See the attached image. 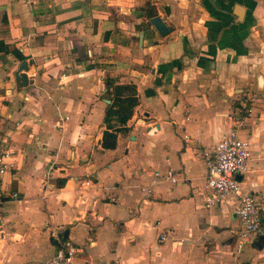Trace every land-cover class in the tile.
Masks as SVG:
<instances>
[{"label": "crops", "instance_id": "obj_1", "mask_svg": "<svg viewBox=\"0 0 264 264\" xmlns=\"http://www.w3.org/2000/svg\"><path fill=\"white\" fill-rule=\"evenodd\" d=\"M0 40L33 63L17 89L21 59L0 51V264H41L59 226L74 264H264V210L237 250L236 197L204 205L202 156L231 130L248 139L242 192L264 206V0H0ZM108 77L138 99L113 148ZM166 169L177 181L144 193Z\"/></svg>", "mask_w": 264, "mask_h": 264}, {"label": "built area", "instance_id": "obj_2", "mask_svg": "<svg viewBox=\"0 0 264 264\" xmlns=\"http://www.w3.org/2000/svg\"><path fill=\"white\" fill-rule=\"evenodd\" d=\"M26 1L28 4H33L43 0ZM67 80V75L63 74L58 82L63 84ZM137 119L138 117H135L136 121ZM249 146L250 141L248 139L239 137L235 130H231L221 135L202 152L206 167L204 205L208 207L228 195L236 197L234 213L238 220L235 241L237 250L249 243L263 228L262 212L264 206L253 194L242 192L241 180L237 178L238 174L246 173L249 169ZM9 157V150L0 153V175L8 169ZM152 176L151 182L141 187L144 193L151 192L152 188L149 185L156 183L160 176L169 179L172 183L177 181L172 169H166L164 172L154 170ZM12 195L16 196L17 194L13 192ZM1 201L2 198L0 197ZM63 230L64 228L61 226L53 227L52 231L57 240L55 251L41 264H74V258L80 247L71 239L63 237ZM160 237L164 239L165 234H161Z\"/></svg>", "mask_w": 264, "mask_h": 264}, {"label": "trees", "instance_id": "obj_3", "mask_svg": "<svg viewBox=\"0 0 264 264\" xmlns=\"http://www.w3.org/2000/svg\"><path fill=\"white\" fill-rule=\"evenodd\" d=\"M154 12L146 10L147 17H150ZM149 22L141 23L138 26H144ZM0 51L11 52L15 57L22 59L23 54L14 45L3 40H0ZM106 93L110 102L107 104L103 121L105 128L101 136V145L104 148H113L116 145V137L119 131L128 129L126 126L127 120L133 113L134 106L137 104V89L136 84L133 82L120 83L115 78H106Z\"/></svg>", "mask_w": 264, "mask_h": 264}, {"label": "water", "instance_id": "obj_4", "mask_svg": "<svg viewBox=\"0 0 264 264\" xmlns=\"http://www.w3.org/2000/svg\"><path fill=\"white\" fill-rule=\"evenodd\" d=\"M149 21L154 27L158 30V32L162 35H165L171 31V27L165 23V21L160 17V15L155 14L153 16L149 17ZM140 39H142V32L139 35ZM33 63L30 56L23 57L20 61L16 69L14 70V80H15V86L17 89H20L24 86H27L30 82L27 72L29 70H32ZM110 99H106V102H109ZM237 178L239 179L240 176L237 175ZM65 235H67V231L65 232Z\"/></svg>", "mask_w": 264, "mask_h": 264}]
</instances>
